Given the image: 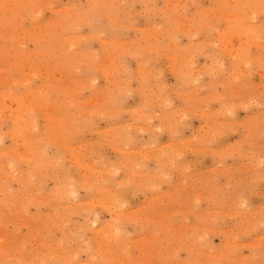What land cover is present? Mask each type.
Here are the masks:
<instances>
[{
	"label": "rangeland",
	"instance_id": "1",
	"mask_svg": "<svg viewBox=\"0 0 264 264\" xmlns=\"http://www.w3.org/2000/svg\"><path fill=\"white\" fill-rule=\"evenodd\" d=\"M0 264H264V0H0Z\"/></svg>",
	"mask_w": 264,
	"mask_h": 264
}]
</instances>
